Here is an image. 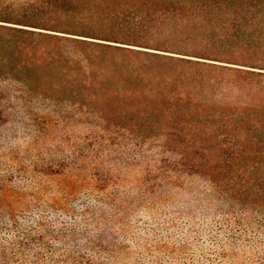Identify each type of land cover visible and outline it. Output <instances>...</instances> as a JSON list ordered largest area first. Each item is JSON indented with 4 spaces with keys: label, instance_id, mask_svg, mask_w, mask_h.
<instances>
[{
    "label": "trees",
    "instance_id": "1",
    "mask_svg": "<svg viewBox=\"0 0 264 264\" xmlns=\"http://www.w3.org/2000/svg\"><path fill=\"white\" fill-rule=\"evenodd\" d=\"M0 264H264V0H0Z\"/></svg>",
    "mask_w": 264,
    "mask_h": 264
},
{
    "label": "rangeland",
    "instance_id": "2",
    "mask_svg": "<svg viewBox=\"0 0 264 264\" xmlns=\"http://www.w3.org/2000/svg\"><path fill=\"white\" fill-rule=\"evenodd\" d=\"M2 2V0H1ZM0 142H1V123H0ZM0 162H1V157H0Z\"/></svg>",
    "mask_w": 264,
    "mask_h": 264
}]
</instances>
